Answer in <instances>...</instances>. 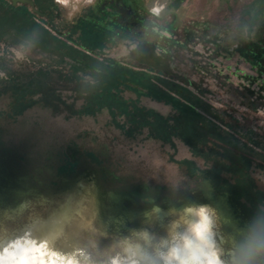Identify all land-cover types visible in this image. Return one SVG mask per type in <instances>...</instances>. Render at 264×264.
Instances as JSON below:
<instances>
[{"label":"rangeland","instance_id":"1","mask_svg":"<svg viewBox=\"0 0 264 264\" xmlns=\"http://www.w3.org/2000/svg\"><path fill=\"white\" fill-rule=\"evenodd\" d=\"M36 1L49 19L0 0V224L19 222L22 201L48 215L70 198L66 244L96 229L109 234L104 247L126 212H136L128 227L140 226L144 188L164 209L226 198L233 226L250 219L264 201V0H160L159 32L152 0H129L139 15L127 24L112 5L100 14L99 0L73 20L55 0ZM145 42L191 84L125 67L127 44ZM198 175L211 179V200Z\"/></svg>","mask_w":264,"mask_h":264},{"label":"clouds","instance_id":"2","mask_svg":"<svg viewBox=\"0 0 264 264\" xmlns=\"http://www.w3.org/2000/svg\"><path fill=\"white\" fill-rule=\"evenodd\" d=\"M55 3L65 10L67 19L73 20L83 8L94 5L95 0H55ZM167 7V3L152 0L147 9L154 18L152 31H160L154 22ZM161 35L170 34L164 30ZM34 46L32 40L25 41L23 51L15 53L16 61L25 62ZM141 46L130 44L125 48L122 55L132 60L125 67L134 66L138 57L132 58L131 52L139 51ZM6 79L7 73L0 71V80ZM95 86L94 82L91 87ZM83 91L82 87L80 93ZM198 177L200 185L207 186L206 196L211 200L214 197L211 179ZM180 184L181 181L172 182L173 195ZM76 187L84 189L88 185L79 179ZM109 195L116 205L120 204L117 193ZM138 199L144 206L140 226L128 227V222L136 219V212H126L116 220L117 235L104 247L100 246V238H108L109 234L96 229H91L83 240L66 244L65 219L70 198L48 215L31 211L30 202L22 201L14 210L19 222L0 224V264H264V201L255 204L250 219L233 226L234 217L226 198L222 204L188 200L179 207L164 209L156 202L153 191L144 188ZM121 229H127L128 234H119Z\"/></svg>","mask_w":264,"mask_h":264},{"label":"water","instance_id":"3","mask_svg":"<svg viewBox=\"0 0 264 264\" xmlns=\"http://www.w3.org/2000/svg\"><path fill=\"white\" fill-rule=\"evenodd\" d=\"M8 1H11L14 6H17L18 4L28 5L32 8L34 13H36L41 17L48 16L47 13L39 10L36 7L35 0H8ZM138 45H142L139 48V51L131 52L132 58L138 57V60L136 62L147 65L148 67L166 73L167 75L173 76L179 81H184L186 84H191V81L187 80L185 76L180 75L179 73L174 71L170 60L162 56L158 52V48L155 44L145 42V43H140Z\"/></svg>","mask_w":264,"mask_h":264},{"label":"flooded vegetation","instance_id":"4","mask_svg":"<svg viewBox=\"0 0 264 264\" xmlns=\"http://www.w3.org/2000/svg\"><path fill=\"white\" fill-rule=\"evenodd\" d=\"M99 1H100V5L98 7V12L102 15L107 12L106 10H107L108 5H112L116 8L118 17H121V19L124 22L128 21V19L131 17H134V16L138 17V15H139L137 12H134L133 9L129 7V4H128L129 0H99ZM36 2L37 1L35 0V3ZM45 13H47V15H48L45 18L49 19L51 17V14L49 12H45ZM126 24H127V22H126ZM51 28L56 30L52 26H51ZM58 33L61 35H64L62 32L58 31ZM138 44H140V43H138ZM128 45H130V43L127 44V46Z\"/></svg>","mask_w":264,"mask_h":264},{"label":"crops","instance_id":"5","mask_svg":"<svg viewBox=\"0 0 264 264\" xmlns=\"http://www.w3.org/2000/svg\"><path fill=\"white\" fill-rule=\"evenodd\" d=\"M255 2H256V0H255ZM261 3V2H260Z\"/></svg>","mask_w":264,"mask_h":264}]
</instances>
